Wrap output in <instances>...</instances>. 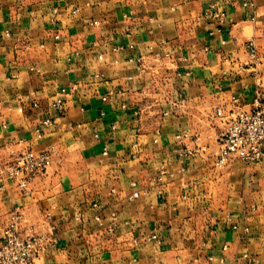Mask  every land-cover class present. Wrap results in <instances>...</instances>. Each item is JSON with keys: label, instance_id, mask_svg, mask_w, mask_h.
<instances>
[{"label": "crops", "instance_id": "crops-1", "mask_svg": "<svg viewBox=\"0 0 264 264\" xmlns=\"http://www.w3.org/2000/svg\"><path fill=\"white\" fill-rule=\"evenodd\" d=\"M4 30L0 237L18 208L37 264H264V158L215 164V108L252 95L245 40L264 72V0H0ZM50 146L23 196L8 167Z\"/></svg>", "mask_w": 264, "mask_h": 264}, {"label": "built area", "instance_id": "built-area-1", "mask_svg": "<svg viewBox=\"0 0 264 264\" xmlns=\"http://www.w3.org/2000/svg\"><path fill=\"white\" fill-rule=\"evenodd\" d=\"M96 23L93 21V24ZM9 34V30H4L0 32V37H6ZM54 37L58 38V35ZM128 47L132 48V44H129ZM242 48L248 61L246 64H238V68L240 70L250 69L255 82L249 102L243 103L238 94H232L227 102L228 107L217 106L215 108L216 116L224 122V128L217 138L219 144L215 153L217 166L225 164L231 155H236L246 162L264 158V72L259 70L262 61L258 58L253 38L245 40L242 43ZM122 49V46H116L114 51ZM98 57L102 59L101 55ZM140 59L138 58V60ZM35 70L38 71L37 68ZM94 76L101 78L102 74L96 73ZM74 88L75 86L61 87L59 95L49 103V108L55 111L63 110L65 107L64 96ZM106 99L107 96H102V100ZM36 105L37 102L33 100L32 106ZM43 124L49 125L51 121L45 119ZM177 137L179 136L177 135ZM57 151L55 146L41 149L27 147L14 158L7 169V175L23 196L31 195L30 183L35 177L46 172ZM191 153L192 151L189 149L180 151V154ZM102 154H107V148L102 149ZM163 173L164 171L161 169L160 175ZM21 219L22 213L18 208H15L9 220L1 228L0 264H37L36 260L46 247L44 237L22 234L20 231ZM95 219L99 220V217L95 216ZM147 239L158 241L156 234L149 235Z\"/></svg>", "mask_w": 264, "mask_h": 264}]
</instances>
